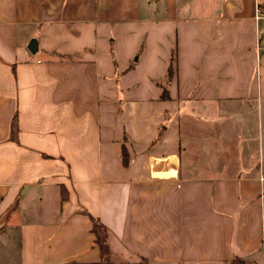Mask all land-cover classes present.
Returning <instances> with one entry per match:
<instances>
[{"label":"crops","instance_id":"1","mask_svg":"<svg viewBox=\"0 0 264 264\" xmlns=\"http://www.w3.org/2000/svg\"><path fill=\"white\" fill-rule=\"evenodd\" d=\"M257 8L0 0V264H264Z\"/></svg>","mask_w":264,"mask_h":264},{"label":"trees","instance_id":"2","mask_svg":"<svg viewBox=\"0 0 264 264\" xmlns=\"http://www.w3.org/2000/svg\"><path fill=\"white\" fill-rule=\"evenodd\" d=\"M172 71L171 68L168 69L167 71V79L171 77ZM165 88L162 90L161 97L164 98L165 95ZM9 131H10V140L15 141V135H16V123L15 119H13L10 123L9 126ZM122 159V163L126 164L127 160L123 155H120ZM93 236L92 244L97 247V250L99 252V262L100 264H107V248L105 247V239H106V233L104 227L99 223L97 219L91 218L90 220V230ZM142 264H146L145 261H142ZM229 264H246V262L243 259H233Z\"/></svg>","mask_w":264,"mask_h":264},{"label":"built area","instance_id":"3","mask_svg":"<svg viewBox=\"0 0 264 264\" xmlns=\"http://www.w3.org/2000/svg\"><path fill=\"white\" fill-rule=\"evenodd\" d=\"M264 19V8L259 9L257 8L255 10L254 20H262ZM165 161V171H167L168 177L171 179L175 178L177 176V170H176V159L174 156H165L162 159V162Z\"/></svg>","mask_w":264,"mask_h":264},{"label":"water","instance_id":"4","mask_svg":"<svg viewBox=\"0 0 264 264\" xmlns=\"http://www.w3.org/2000/svg\"><path fill=\"white\" fill-rule=\"evenodd\" d=\"M26 50L29 52V54L34 55L37 51V42H35L34 39H30L28 41Z\"/></svg>","mask_w":264,"mask_h":264},{"label":"rangeland","instance_id":"5","mask_svg":"<svg viewBox=\"0 0 264 264\" xmlns=\"http://www.w3.org/2000/svg\"><path fill=\"white\" fill-rule=\"evenodd\" d=\"M161 1V0H159ZM136 264H142V261L138 260Z\"/></svg>","mask_w":264,"mask_h":264}]
</instances>
